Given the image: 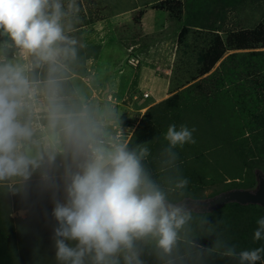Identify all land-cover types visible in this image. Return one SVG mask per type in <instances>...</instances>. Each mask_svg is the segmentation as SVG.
Returning <instances> with one entry per match:
<instances>
[{"label": "clouds", "instance_id": "obj_1", "mask_svg": "<svg viewBox=\"0 0 264 264\" xmlns=\"http://www.w3.org/2000/svg\"><path fill=\"white\" fill-rule=\"evenodd\" d=\"M74 8L72 0L69 9ZM65 14L61 0H0V32L11 41L0 52L14 45L35 66L48 67L47 78L39 81L30 66L0 56V188L26 197L38 176L39 189L50 192L54 204L60 264H141L135 242L149 236L171 254L191 213L186 202L170 203L146 169L147 143L129 148L105 131L87 103L64 95L63 61L76 56V41L61 22ZM41 107L44 125L37 123ZM193 131L168 126L163 153L172 166L178 159L174 149L195 143ZM176 172L173 190L184 195L189 180ZM257 225L255 241L264 239V218ZM221 249L240 264H255L264 253V246L237 253L219 237L208 251Z\"/></svg>", "mask_w": 264, "mask_h": 264}, {"label": "rangeland", "instance_id": "obj_2", "mask_svg": "<svg viewBox=\"0 0 264 264\" xmlns=\"http://www.w3.org/2000/svg\"><path fill=\"white\" fill-rule=\"evenodd\" d=\"M233 1L75 0V8H78V11H76L75 8L69 9L72 0H61L66 13L61 21L65 34L76 41L74 45L76 48L75 58L63 61L65 65L62 70L64 95L69 99L83 100L93 108L96 119L103 124L105 131L109 130L110 125L112 127V124H115V127H119L121 132V140L128 143L137 123L149 107L155 109L153 112L155 114L158 111L170 112L172 109H181L184 103L191 100V98H187L186 90L191 82L201 76L195 78V59L193 55H189V52H184L186 48L177 41L178 32L181 27L186 26V20H189L188 24L190 25H187V27L190 28L191 32H201L204 28H214L218 31L213 30L211 32L217 34H222L224 30L239 25L250 26V24L264 20V0L249 3L246 7H234L230 4ZM138 13L140 14L138 15ZM89 17L97 19L82 24ZM79 23L82 25L76 26ZM193 36L194 34H187L184 40L185 43L189 46L193 45L194 48L199 47L200 39ZM5 41L11 44L10 38L6 36L5 40H0V46H3ZM103 46L107 48V58L101 64L102 66L98 67L93 64L92 58L96 57ZM15 50L16 47L13 45L6 52H0V56L10 59L9 57ZM257 50L264 52V48H258ZM230 52L232 51L224 52L222 57ZM19 53L22 58L19 56L17 60L30 66L31 75L35 79L43 81L47 78V65L35 66L33 57L30 55L25 56V53L21 50ZM218 62L214 64L210 71L215 68ZM135 66L137 68L145 67L146 77L144 79L152 78L166 81L167 89L163 93L162 84L159 82V84H156L157 87L154 86L157 93L151 95V97L143 96L144 91L140 93L137 89L136 91L133 90L135 99L132 98V94L131 100L128 99L127 104L123 101L116 106V110H113L112 107H109L111 99L106 94L100 96V93H103L101 92L102 89H94V87H100L103 84V76H105V80L107 79L106 76L110 77L111 75L123 79L136 76L132 75ZM162 77L164 79H160ZM146 94L148 95L147 91ZM116 95H119V93H116ZM172 96H175L171 102L174 108L169 110L167 108H169L170 103L162 104V102ZM137 101L139 103H136ZM127 105L128 107H125ZM140 107H143L142 110H139ZM112 110L113 112H119L122 117L125 116L124 123L110 117L108 121L103 120V117L106 114H111ZM137 112L142 113L136 122ZM175 115L176 113L173 114V116ZM36 116L41 125L46 123L43 119L42 107L37 110ZM162 116V113L158 115L159 118ZM114 120L117 122H114ZM157 122L158 126H161L159 128L160 133L154 140L149 142L150 155L145 163L152 164L147 169L153 180L167 194L168 201L175 203L182 199L179 190H173L177 172L176 170L168 171V167L171 168V166L167 167L169 164L168 158L163 153V149L168 146V142L164 139L168 126L175 124L179 128L180 125L177 120L162 122L160 119ZM197 130L199 129L194 127L193 139L195 143L188 142L182 147H176L178 153L176 162L184 164L187 162V157L195 155L191 162L193 173L184 168L179 169V173L189 180L185 192L197 193L200 197L196 199L202 200L215 195L212 193L213 189L222 188L232 180L241 181L244 175L239 164L231 159L220 158L213 161L212 158H208L209 162H207V159L202 155L205 140ZM251 143V140L247 141V144L251 145ZM160 158L162 165L157 163ZM214 162H216V170L205 173L209 169V163L214 165ZM60 172H62V168ZM60 172L57 173L58 177ZM194 172L198 174V178ZM34 179H38V176L34 175L32 180ZM260 208L258 205L253 207L222 205L213 211L202 214L189 209L187 211H190L192 218L179 230V239L185 236L190 241L196 242L209 250L214 247L215 241L219 237L226 242V245H234L237 253L262 247L264 246V239L257 242L251 240L249 228L229 226L239 222L240 220H237V218H240L244 224L257 221V219H254L249 222L247 218L250 219V216L258 219L264 218V211ZM24 215L25 209H17L10 213L12 218L24 217ZM144 240L148 242L149 246L157 247L155 237L149 236ZM252 241L257 243L255 244L256 247L252 246ZM222 251L223 249L214 252ZM261 262L264 264V253H261ZM121 263L123 264L122 260Z\"/></svg>", "mask_w": 264, "mask_h": 264}, {"label": "trees", "instance_id": "obj_3", "mask_svg": "<svg viewBox=\"0 0 264 264\" xmlns=\"http://www.w3.org/2000/svg\"><path fill=\"white\" fill-rule=\"evenodd\" d=\"M257 1L234 0L230 4L234 7H246L249 3ZM94 19L89 17L82 24L90 23ZM186 21V26L181 27L178 32L177 41L186 48L184 52H189L195 59V78L201 76L191 82L186 90L187 98L191 100L184 103L181 109L167 111L169 115L166 111H158L155 114L153 113L155 109L149 107L137 123L127 144L129 148H135L137 144L143 143L148 145L160 133L161 126H158L157 122L160 119L162 122L177 120L179 125H186L189 129L197 127L199 129L197 131L205 140L202 155L207 162L208 158H212L213 161L220 158L231 159L243 169L244 178L241 181L232 180L222 188L213 189L212 193L216 194L234 187L252 188L255 185L254 171L259 170L264 175V52L257 50L264 48V20L250 26L239 25L224 30L222 34L211 32L218 31L214 28L191 32L187 27L190 25L189 20ZM189 33L200 39L199 47L194 48L193 45L185 43V37ZM5 38L6 36L0 32V40ZM226 51L232 52L222 57ZM216 62L218 64L210 71ZM174 97L162 102L170 103L167 108L169 110L174 108L171 104ZM160 113L163 114L161 118L158 117ZM250 140L251 145L247 144ZM194 156L187 157L184 164L176 162V167L168 164L167 167L171 166L168 167V171L184 168L193 173L191 162ZM161 158L157 162L160 165ZM215 163L214 165L209 163V169L205 173L215 171ZM144 165L147 169L152 164L144 161ZM186 196L195 199L200 197L197 193L180 194V198ZM223 205L255 206L235 202ZM53 207L51 193L39 189L38 179L31 180L26 197L20 194L13 195L0 188V264H60L56 259L53 240V229L57 226L52 216ZM17 209H25L24 217H10V213ZM247 219L249 222L258 220L251 216ZM237 220L240 221L229 226L249 228L252 240L254 230L258 227L257 221L244 224L240 218ZM256 242L252 241V246L256 247ZM135 246L140 252L141 264H187L182 256L192 254L195 256L196 253L199 255L197 264H240L238 257L230 258L221 255V252H209L185 236L178 240L171 254H165L161 249L149 246L144 239L136 241ZM195 261L193 259V262ZM255 264H262L261 259Z\"/></svg>", "mask_w": 264, "mask_h": 264}, {"label": "crops", "instance_id": "obj_4", "mask_svg": "<svg viewBox=\"0 0 264 264\" xmlns=\"http://www.w3.org/2000/svg\"><path fill=\"white\" fill-rule=\"evenodd\" d=\"M107 48H105L104 46L102 48H100L99 52L97 53L95 58H92L93 64L97 65L98 67L102 66L101 64L104 63V60L106 61V50ZM92 63V62H91ZM136 67V66H135ZM145 67H136L135 69H133L134 74L132 75H136V76H132L127 77V78H120L119 76H115V75H111L110 77L106 76V80H105V76L102 77V81L103 84L100 87H94V89L99 88L102 89L100 93V96L103 95H107L110 99H111V103L109 105V107L113 108V110H116V106H118L119 104H121L123 101L127 104L128 103V99L129 101L131 100V96L133 94V90L136 91L139 90L140 93L142 91L148 93V95L146 97H151V95H155L157 93V90L154 86L157 87L156 84H159V82L162 84V89L164 90L163 93H165L166 89H167V82L166 81H161V80H157V79H144L146 77V70L144 69ZM149 74V73H148ZM104 75V73H103ZM152 76V75H151ZM157 78V77H156ZM160 79H164L163 77ZM107 81V82H106ZM162 90V91H163ZM121 92V93H120ZM130 92V93H129ZM116 93H119V95H116ZM138 93V92H137ZM131 94V95H130ZM144 97V98H146ZM132 98L135 99V95L133 94ZM142 98V99H144ZM136 103H139V101H137ZM139 105V104H138ZM125 107H128L125 106ZM140 107L139 110H142ZM111 114H106L103 117V120L108 121V118H113L117 121H121L122 123H124L125 121V116L123 115V117L119 114V112H113ZM142 112H137V119L136 122L139 119V116ZM119 117V118H118ZM114 122H117L115 121ZM119 121V122H120ZM135 122V124H136ZM134 124V126H135ZM181 240L183 238H180ZM199 247H202L200 244H197ZM184 262H186L187 264H197L198 259H199V255L196 253L195 256L194 254L192 255H183L182 256ZM193 259L196 260L195 262H193Z\"/></svg>", "mask_w": 264, "mask_h": 264}, {"label": "water", "instance_id": "obj_5", "mask_svg": "<svg viewBox=\"0 0 264 264\" xmlns=\"http://www.w3.org/2000/svg\"><path fill=\"white\" fill-rule=\"evenodd\" d=\"M255 185L252 188H230L216 193L206 199H195L184 197L172 203L180 205L186 202V210H193L198 213L210 212L228 202H235L240 205L255 204L264 209V175L254 171Z\"/></svg>", "mask_w": 264, "mask_h": 264}, {"label": "built area", "instance_id": "obj_6", "mask_svg": "<svg viewBox=\"0 0 264 264\" xmlns=\"http://www.w3.org/2000/svg\"><path fill=\"white\" fill-rule=\"evenodd\" d=\"M20 52V50L19 49H17L16 48V50L14 51V52H12V54H11V56L9 57L10 58V60H15V61H17V62H19L18 60H17V57H19V56H21V54L19 53ZM25 56H27V54H24ZM21 58H22V56H21ZM132 60H133V58H131ZM136 59V58H135ZM143 96H147V94H146V92H144L143 93ZM37 123L39 124V125H41L38 121H37ZM116 125L115 124H112V127H111V125L108 127V133L111 135V136H113V137H118V138H120L121 139V132H120V130H119V127L118 128H116L115 127Z\"/></svg>", "mask_w": 264, "mask_h": 264}]
</instances>
